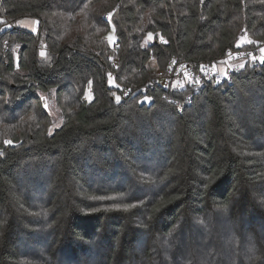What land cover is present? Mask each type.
I'll use <instances>...</instances> for the list:
<instances>
[{"label": "trees", "instance_id": "trees-1", "mask_svg": "<svg viewBox=\"0 0 264 264\" xmlns=\"http://www.w3.org/2000/svg\"><path fill=\"white\" fill-rule=\"evenodd\" d=\"M263 46L264 0H0V264H264V63L157 76Z\"/></svg>", "mask_w": 264, "mask_h": 264}, {"label": "built area", "instance_id": "built-area-1", "mask_svg": "<svg viewBox=\"0 0 264 264\" xmlns=\"http://www.w3.org/2000/svg\"><path fill=\"white\" fill-rule=\"evenodd\" d=\"M156 43L165 45L166 41L158 37ZM251 55V51L230 52L227 58L221 61V63H228L231 69L232 65L248 60ZM214 68L209 67L197 71L194 66L189 63L179 64L173 61L169 70L157 73L158 84L163 88H167L171 83L174 84V82H176L180 85V88L187 86L198 92L200 89L207 87L208 83L213 79H216L220 84L224 83L226 80L229 81V73L226 77H221L220 75L218 76L217 70Z\"/></svg>", "mask_w": 264, "mask_h": 264}, {"label": "rangeland", "instance_id": "rangeland-1", "mask_svg": "<svg viewBox=\"0 0 264 264\" xmlns=\"http://www.w3.org/2000/svg\"><path fill=\"white\" fill-rule=\"evenodd\" d=\"M18 27L23 28V29H27L30 32H34V33L37 32V29H38L37 22L34 21V20L22 21V22L18 23ZM109 40H110L111 44H113L114 41L116 40V35H115L114 29L112 30V32H111V34L109 36ZM150 40H151V38L149 39V41ZM249 41L250 40L248 38L241 39V41L238 44V47L244 46ZM262 58H264V46L261 48V51L258 52V55H255V53L252 52V55L249 57L248 60L242 61V62L237 63L235 65H232L231 69H230V66L228 65V63L227 64L226 63H221L218 67H215V68L213 67V68L215 70H217L218 76L220 75L221 77H226L227 74L229 72H231V71H240V70H242L248 62H259V63H262L261 62ZM241 65H243V67H241ZM110 85L113 86L114 83H112V81H111ZM173 85L175 87H179L180 88V85H178V83H176V82H174ZM88 96L90 98L91 94L88 93ZM41 97L43 99H44V97L46 98L44 100L45 107H46L50 117L54 120V125L51 127V129L49 131V133L52 135V134L55 133L56 130L61 128L62 119L60 117L59 111L56 109L55 101L53 99H51L48 94H44V96H41ZM145 103L146 104H150L151 100L150 99H146Z\"/></svg>", "mask_w": 264, "mask_h": 264}, {"label": "snow or ice", "instance_id": "snow-or-ice-1", "mask_svg": "<svg viewBox=\"0 0 264 264\" xmlns=\"http://www.w3.org/2000/svg\"><path fill=\"white\" fill-rule=\"evenodd\" d=\"M42 55H43V53H42ZM261 62L264 63V58L261 59ZM241 67H243V65H241ZM116 100L119 101V100H120V97L117 96V97H116Z\"/></svg>", "mask_w": 264, "mask_h": 264}]
</instances>
